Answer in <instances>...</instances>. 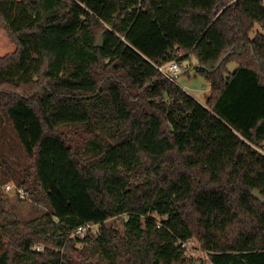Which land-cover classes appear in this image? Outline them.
<instances>
[{
    "label": "trees",
    "instance_id": "obj_1",
    "mask_svg": "<svg viewBox=\"0 0 264 264\" xmlns=\"http://www.w3.org/2000/svg\"><path fill=\"white\" fill-rule=\"evenodd\" d=\"M0 27V126L50 210L30 228L1 210L0 264H194L191 239L211 264H264L262 0H0ZM193 61L206 105L158 68Z\"/></svg>",
    "mask_w": 264,
    "mask_h": 264
},
{
    "label": "rangeland",
    "instance_id": "obj_2",
    "mask_svg": "<svg viewBox=\"0 0 264 264\" xmlns=\"http://www.w3.org/2000/svg\"><path fill=\"white\" fill-rule=\"evenodd\" d=\"M262 1L264 3V0ZM258 32H263L260 24L255 25L251 32V37H255ZM15 49L16 46L10 40L7 31L0 27V56L12 53ZM194 63L195 61L193 63L184 62L181 64L182 69L184 68L183 71L193 67ZM191 64L193 66H190ZM237 67L236 63H230L227 69L233 72ZM176 82L190 95H194L198 101L200 100L202 104L206 105L208 100H206L207 80L201 74L192 71L185 76L179 77ZM29 166L30 160L11 127L9 125L0 126V224L3 218L1 210L8 212L13 219L25 228L43 223L46 215L50 213L47 205L42 202H36L24 189L18 186L17 182L24 179ZM152 217L161 223L162 219L157 214H153ZM127 219L128 216L123 214L109 219L106 223L117 229L121 234H124ZM70 239H77V236L72 233ZM84 239L80 237L81 241ZM78 246L82 248L84 244L79 243ZM45 247V245H34L32 249L36 252H43L46 250ZM184 250L186 258L191 263L211 264L210 255L201 247L196 239H191V244ZM91 264L110 263L104 258L94 256ZM119 264L129 263L122 261Z\"/></svg>",
    "mask_w": 264,
    "mask_h": 264
},
{
    "label": "built area",
    "instance_id": "obj_3",
    "mask_svg": "<svg viewBox=\"0 0 264 264\" xmlns=\"http://www.w3.org/2000/svg\"><path fill=\"white\" fill-rule=\"evenodd\" d=\"M159 70L168 78H170L173 81H176L177 76L183 71L181 63L177 62H170V63H164L162 65L158 66ZM255 150L262 153L264 155V145L258 146V145H252ZM90 231H93L94 233H99V225L98 224H87L85 226L80 227L78 230L74 232V235L77 237L85 238L88 236V233ZM191 244V240L186 242H180L181 248L185 249Z\"/></svg>",
    "mask_w": 264,
    "mask_h": 264
},
{
    "label": "water",
    "instance_id": "obj_4",
    "mask_svg": "<svg viewBox=\"0 0 264 264\" xmlns=\"http://www.w3.org/2000/svg\"><path fill=\"white\" fill-rule=\"evenodd\" d=\"M97 46H98V47H102V46H103V35L100 36L99 41H98V43H97ZM225 58H226V57H225ZM225 58H224V59H225ZM224 59H223V60H224ZM223 60L217 65V67L215 68V70H217V69L221 66ZM196 69H205V70L209 71V69H208L207 67H204V66H202V65L196 64V65H194L193 67H190V68H188V69L185 70V71H182V72L177 76L176 79H178L179 77H182V76H184V75L188 74L189 72H192V71H194V70H196ZM253 196H254L256 199H258V200H260L261 202L264 203V198H263V196L260 194V192H259L258 190H256V191L253 192Z\"/></svg>",
    "mask_w": 264,
    "mask_h": 264
},
{
    "label": "crops",
    "instance_id": "obj_5",
    "mask_svg": "<svg viewBox=\"0 0 264 264\" xmlns=\"http://www.w3.org/2000/svg\"><path fill=\"white\" fill-rule=\"evenodd\" d=\"M184 69V68H183ZM185 76V75H184ZM212 93V88H211V83L207 81V92H206V100L211 96ZM193 97H195L193 95ZM196 98V97H195ZM200 102V100H199ZM201 103V102H200Z\"/></svg>",
    "mask_w": 264,
    "mask_h": 264
}]
</instances>
